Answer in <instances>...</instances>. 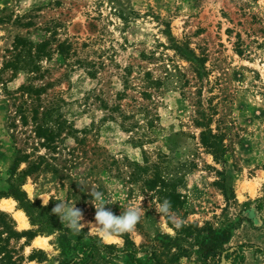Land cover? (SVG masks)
Instances as JSON below:
<instances>
[{"label":"rangeland","instance_id":"374dc122","mask_svg":"<svg viewBox=\"0 0 264 264\" xmlns=\"http://www.w3.org/2000/svg\"><path fill=\"white\" fill-rule=\"evenodd\" d=\"M10 184L53 222L0 197L14 229L34 232L11 242L23 264H132L94 243L127 237L145 261L184 229L177 264H264V0H0V190ZM94 190L117 214L141 202L135 229L90 226ZM60 200L82 209L79 232L51 212ZM210 230L225 250L204 263Z\"/></svg>","mask_w":264,"mask_h":264},{"label":"trees","instance_id":"16d2710c","mask_svg":"<svg viewBox=\"0 0 264 264\" xmlns=\"http://www.w3.org/2000/svg\"><path fill=\"white\" fill-rule=\"evenodd\" d=\"M179 50V48H176ZM219 137L214 134L208 126L202 128L200 132V141L201 143L208 148L210 152L214 155L215 158H219L223 155V148L221 146V141ZM0 197H12L18 203L19 206L24 210L28 218L30 219L33 225L37 224L40 228L46 226V224L53 223L51 218L46 215L43 207L36 201L32 202L27 198L26 194L19 189L18 186L10 184L7 190H0ZM34 232H18L14 229L12 222L8 219L7 215L3 212H0V264H23L24 257L20 254V247H17L15 244L18 243L22 236H29L32 238ZM187 229H184L178 238L172 239L167 235H160L159 239L155 238L156 241L153 243L150 248L152 251L148 252V257L145 261L136 257V246L134 243L127 237H124V246L122 249H117L112 244H103L99 241L94 243L92 250L104 251L110 256L114 251H122L126 255H131L132 264H177L180 257L184 256L187 252V248L181 246L177 243L178 240H187L192 237ZM206 237L209 239V244L201 242V254L200 261L207 262L208 260L215 259L218 257L223 250V244L225 240H222L214 234L213 231H208ZM206 244V245H205ZM157 247H160L162 251H159ZM141 248V247H139ZM166 252L168 259L166 261L162 260V252ZM28 259H33V255L28 256ZM62 264H85L81 259L69 258L62 261Z\"/></svg>","mask_w":264,"mask_h":264},{"label":"clouds","instance_id":"9594fccd","mask_svg":"<svg viewBox=\"0 0 264 264\" xmlns=\"http://www.w3.org/2000/svg\"><path fill=\"white\" fill-rule=\"evenodd\" d=\"M93 198L97 201L94 205V221L87 222L90 226L98 228L102 237H110L113 234L130 232L135 229L141 217L145 214L141 202L135 205H129L119 214L114 213L110 207H105L112 201L105 198L104 194L99 190H94ZM171 210V202L165 198L161 203L158 211L167 215ZM59 219L64 221L73 231L79 232L84 228L82 209L75 206L74 201L68 203L66 200H60L51 209Z\"/></svg>","mask_w":264,"mask_h":264},{"label":"bare ground","instance_id":"6f19581e","mask_svg":"<svg viewBox=\"0 0 264 264\" xmlns=\"http://www.w3.org/2000/svg\"><path fill=\"white\" fill-rule=\"evenodd\" d=\"M0 206H4V207H6V208H8V209H10L11 208V206L9 205V202H7V201H4V203H1L0 204ZM14 217H15V219L18 221V222H20V221H25V219H24V215H23V212L22 211H17L15 214H14ZM22 225V224H21Z\"/></svg>","mask_w":264,"mask_h":264}]
</instances>
